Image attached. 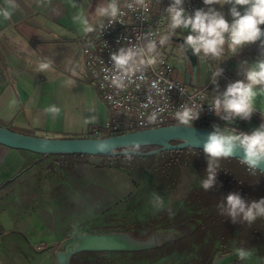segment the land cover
<instances>
[{"label":"crops","instance_id":"1","mask_svg":"<svg viewBox=\"0 0 264 264\" xmlns=\"http://www.w3.org/2000/svg\"><path fill=\"white\" fill-rule=\"evenodd\" d=\"M109 3L110 0H0V125L45 137H84L92 124L104 122L109 110L87 79L80 42L103 18ZM215 7L231 20L227 15L229 6ZM246 46L232 53L225 45L219 59L200 54L197 76L189 83L185 82V74L191 68L182 56V70L175 75L192 87L208 86L213 97L212 92H223L229 83L244 78L251 63L264 59L260 43ZM227 55H233L226 67L230 81L213 74ZM175 66L178 71L177 62ZM253 103L256 112L250 120L236 119L228 124L214 116L209 120L212 128L252 131L264 123V94H258ZM38 154L0 143V191L33 165ZM121 181L125 193L131 181L124 172ZM13 222L16 228L6 225L0 216V243L5 235L9 238L13 234L17 245L25 246L28 241L36 248L35 264H56L54 255L43 252L49 239L40 223L26 224L22 216ZM55 243L53 240L48 245ZM0 264H8L1 246Z\"/></svg>","mask_w":264,"mask_h":264},{"label":"rangeland","instance_id":"2","mask_svg":"<svg viewBox=\"0 0 264 264\" xmlns=\"http://www.w3.org/2000/svg\"><path fill=\"white\" fill-rule=\"evenodd\" d=\"M167 45L171 46L172 59L178 63L175 74H179L183 49L174 41ZM212 94L213 97L216 95ZM37 157L33 165L3 186L0 216L3 215L5 224L11 228L18 226L14 225L16 222L12 223L17 216H22L26 224L40 223L48 234L49 243L56 242L54 246L48 243L43 252L48 251L54 256L60 242L74 234L123 227L135 229L137 222H144L163 208L181 204L187 190L198 183V175L187 164L179 168L177 179L172 183L158 181L156 173L146 167L147 161L87 155L88 163L66 168L61 156L41 157L38 154ZM123 172L129 176L132 185L125 193L121 181ZM2 230L0 228V233ZM157 234L161 241L171 237L167 232ZM11 235L9 238L5 235L0 243L8 264H19L18 261L35 264L36 248L28 241L25 246L17 245L15 236ZM239 250L244 258L236 259L233 264H264V258L254 249ZM188 258L189 254L172 253L142 264H182Z\"/></svg>","mask_w":264,"mask_h":264},{"label":"built area","instance_id":"3","mask_svg":"<svg viewBox=\"0 0 264 264\" xmlns=\"http://www.w3.org/2000/svg\"><path fill=\"white\" fill-rule=\"evenodd\" d=\"M171 0H110L94 29L80 42L88 81L97 89L109 114L92 124L87 136H108L135 130L180 124L176 113L186 106L200 112L193 125L212 128L215 115L208 86L192 87L175 75V61L167 37L188 35L177 29L170 35L167 8ZM113 7L116 14L112 15ZM191 13L203 0H185ZM259 42L248 44L251 48ZM126 54L118 65L113 56ZM227 55L213 74L230 81ZM184 60H188L183 55ZM213 129V128H212Z\"/></svg>","mask_w":264,"mask_h":264},{"label":"trees","instance_id":"4","mask_svg":"<svg viewBox=\"0 0 264 264\" xmlns=\"http://www.w3.org/2000/svg\"><path fill=\"white\" fill-rule=\"evenodd\" d=\"M155 147L157 145L125 146L119 149L147 151ZM40 155L45 157L50 154ZM51 155L63 157V165L71 168L77 164L88 163L85 158L90 154ZM110 156L117 159H136L139 162L147 161L146 167L156 173L160 182L168 180L174 183L179 168L187 164L198 175V183L187 190L181 204L163 208L144 222H137L135 229L128 230L129 228L123 227L111 230L128 231L137 238H145L152 232H167L171 234L169 239L142 250L76 252L70 258L71 264H142L146 261L159 260L172 253L189 254V258L182 264H210L214 257L237 249H254L257 255L264 258V219H257L249 225L237 217L233 223L221 207L230 192L240 193L245 200L264 198V176L250 175L240 164L239 158L221 160L216 185L205 191L201 187V181L207 176V157L203 149L183 147L148 155L119 153Z\"/></svg>","mask_w":264,"mask_h":264},{"label":"clouds","instance_id":"5","mask_svg":"<svg viewBox=\"0 0 264 264\" xmlns=\"http://www.w3.org/2000/svg\"><path fill=\"white\" fill-rule=\"evenodd\" d=\"M184 3L185 0H171L167 8L170 35L177 29L187 30L184 42L194 54L219 59L225 45L232 53L256 42L264 47V29L261 28L264 25V0H203L204 7L191 13L185 9ZM216 5L221 9L229 6L227 15L231 20ZM115 14L113 7L112 15ZM125 55L121 53L113 59L119 65ZM220 74L218 71L214 76ZM258 94H264V59L251 63L243 79L229 83L223 92L217 91L210 107L228 124L236 119L250 120L256 112L253 102ZM199 116V111L186 106L176 113V118L186 129H191ZM203 153L207 157V176L201 181L205 191L216 185L219 162L223 159L238 157L250 175L264 176V123L250 132L214 126L203 143ZM221 207L233 223L237 217L249 225L257 219H264V198L245 200L240 193L230 192ZM239 256L244 258L241 253Z\"/></svg>","mask_w":264,"mask_h":264},{"label":"water","instance_id":"6","mask_svg":"<svg viewBox=\"0 0 264 264\" xmlns=\"http://www.w3.org/2000/svg\"><path fill=\"white\" fill-rule=\"evenodd\" d=\"M264 29V25H261ZM264 39V37H262ZM181 46L187 56L191 72L185 74V82L196 78L198 68V55L194 54L184 42V37H167ZM193 83V81H192ZM181 124H169L126 133L108 136L84 137H45L13 130L0 125V143L13 148H20L43 154H71L85 153L90 155H116L131 153L148 155L163 150H172L183 147H196L203 149L207 134L213 129L193 125L191 129L184 128ZM179 140L178 142H172ZM157 145V147L140 151L133 148L119 149L125 146ZM238 158V157H236ZM156 232L150 233L145 238H137L128 231H101L78 233L63 239L55 251L57 264H71V256L80 251L102 250H142L161 244ZM241 250L237 249L213 258L210 264H233L240 258Z\"/></svg>","mask_w":264,"mask_h":264}]
</instances>
